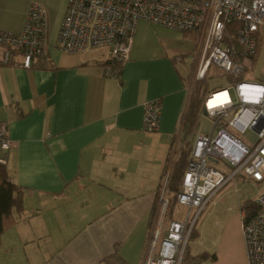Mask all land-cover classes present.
Wrapping results in <instances>:
<instances>
[{
	"label": "crops",
	"instance_id": "obj_1",
	"mask_svg": "<svg viewBox=\"0 0 264 264\" xmlns=\"http://www.w3.org/2000/svg\"><path fill=\"white\" fill-rule=\"evenodd\" d=\"M34 2L47 11L48 58L26 70L4 65L0 49V123L15 144L6 170L23 190V209L2 236L0 264H143L170 191L169 158L190 99L188 44L196 40L141 22L120 78H110L107 49L72 55L56 48L69 0H0V31H23ZM263 42L264 26L259 52ZM155 99L163 105L160 128L149 133L145 106ZM233 181L258 190L234 207L218 203ZM260 184L238 174L210 199L197 229L202 248L191 256H215L202 264H249L244 205Z\"/></svg>",
	"mask_w": 264,
	"mask_h": 264
},
{
	"label": "built area",
	"instance_id": "obj_2",
	"mask_svg": "<svg viewBox=\"0 0 264 264\" xmlns=\"http://www.w3.org/2000/svg\"><path fill=\"white\" fill-rule=\"evenodd\" d=\"M141 22L198 40L196 83L209 77L212 67L228 78L226 86L209 93L202 106L200 116L212 119L213 128L210 134L201 130L197 135L177 194V203L189 209L188 218L185 222L170 221L164 227V202L143 263L184 264L193 227L189 228L192 210L202 213L210 199L238 174L264 182V84L245 78L258 53L264 0H69L56 48L72 55L107 49L106 75L118 79L130 59ZM0 49L4 65L15 64L26 70L35 60L47 59L45 7L37 2L31 4L27 24L20 33L0 31ZM220 94H226L227 101L211 105ZM162 108L161 99L146 104L145 131L159 130ZM233 130L239 134L252 131L258 141L250 147ZM14 147L8 125L0 123V164L7 165ZM220 161L234 171L228 173L218 167ZM254 203L257 212L251 218L244 216V240L248 263L264 264V189Z\"/></svg>",
	"mask_w": 264,
	"mask_h": 264
},
{
	"label": "rangeland",
	"instance_id": "obj_3",
	"mask_svg": "<svg viewBox=\"0 0 264 264\" xmlns=\"http://www.w3.org/2000/svg\"><path fill=\"white\" fill-rule=\"evenodd\" d=\"M262 32V29H261ZM260 32V33H261ZM195 39V38H194ZM196 40V39H195ZM188 48L190 50L189 53V61L187 63L188 68V79H187V90L190 93V96H192V94L195 92V90L197 89V85L200 82L195 81V70H196V61H197V56H198V52H199V48H198V40L194 42H191L188 44ZM195 46V47H194ZM245 78L247 80H253V81H257L260 83L264 84V42L263 45H261V49L260 52L258 51V55L255 59V64L254 67L247 72V74L245 75ZM206 79H208V84H209V88H210V93L211 92H215L216 90H219L221 88H224L228 82V78L227 76L224 74L223 71L219 70L217 67H212L211 71L209 73V77H207ZM207 81V80H206ZM199 126H197L194 129V132L191 136V138H189V140L191 139V151L192 148L194 146V141L197 137V135L201 132V130L203 131V133L206 134H210L213 128V124H212V119H210L209 117H203L201 118V116L199 117ZM233 134H235V136L240 139L242 142L248 144L250 147H253L257 141H258V137L256 135V133L252 132V131H248L245 134H239L237 132H235L234 130L231 131ZM178 144L173 147L172 153L170 155L169 158V167L171 168V172H173L175 166L177 165V163L180 160L181 154L183 149L186 147V142H182L181 141V137L178 139ZM176 142V143H177ZM190 151V153H191ZM190 157V154H189ZM188 157V160H189ZM188 163V161H187ZM187 166V164H186ZM218 166L222 169H225L226 172L228 173H232L234 170L231 169V167L227 166L224 162L220 161V163H218ZM173 168V169H172ZM186 169V167H185ZM184 169V171H185ZM228 176V174H226ZM260 186H264V182L260 184ZM167 187V186H166ZM238 189H240L238 191ZM258 190V186L257 185H249L244 187L243 189H241L240 187H238L237 185H234V181L231 182L230 187H227L226 191L227 194L225 196H222L219 199L218 203H222V205L224 206H233L237 203L238 198L244 194H250V196H254V194L256 193V191ZM161 203L160 206L157 209L156 212V216L157 218H159V215L162 212V206H163V202H167V208L165 211V222H164V227H166L168 225V223L172 220H176V221H183L185 222L188 218V213H189V209H187L186 207L180 206L179 204L176 205L177 203V195L172 194L170 191H168V189L165 188L164 193L161 197ZM218 201V200H216ZM214 201V202H216ZM203 214V213H202ZM202 214L198 213V211L196 210H192L191 215L189 217V228H191L192 226V231L195 228V230L197 231L201 219H202ZM192 231H191V235H190V239H189V245L187 247L186 250V255H194L197 251L201 250L202 246L199 244V242L196 241V239L192 238Z\"/></svg>",
	"mask_w": 264,
	"mask_h": 264
},
{
	"label": "trees",
	"instance_id": "obj_4",
	"mask_svg": "<svg viewBox=\"0 0 264 264\" xmlns=\"http://www.w3.org/2000/svg\"><path fill=\"white\" fill-rule=\"evenodd\" d=\"M235 29L231 28L230 31ZM185 37L191 35L184 34ZM192 37V36H191ZM194 38V37H192ZM108 66L106 63L105 68ZM207 80V81H206ZM231 83L234 80H230ZM208 79L198 83L197 89L190 96L187 109L181 126V141L186 142V147L183 149L181 157L175 166L172 175L169 178L168 187L170 191L177 195L179 191L182 173L186 167L188 157L191 151V138L194 129L198 126L199 117L202 106L206 96L210 93ZM23 209V190L20 187L12 184L9 181L6 166L0 164V246L2 236L16 224V214L20 213ZM244 210L247 217L251 218L256 212L257 207L254 202H248L244 205ZM198 234L195 228L192 231V238L197 239ZM215 260V256H209L207 253H202L198 256L186 255L184 257V264H202L208 259Z\"/></svg>",
	"mask_w": 264,
	"mask_h": 264
},
{
	"label": "bare ground",
	"instance_id": "obj_5",
	"mask_svg": "<svg viewBox=\"0 0 264 264\" xmlns=\"http://www.w3.org/2000/svg\"><path fill=\"white\" fill-rule=\"evenodd\" d=\"M225 97H226V94H220V95H217V96L214 98V101L211 103V105H216V104H218V103H222V102L227 101V99H226Z\"/></svg>",
	"mask_w": 264,
	"mask_h": 264
}]
</instances>
